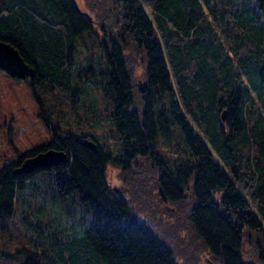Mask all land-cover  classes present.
Wrapping results in <instances>:
<instances>
[{
	"label": "trees",
	"instance_id": "trees-1",
	"mask_svg": "<svg viewBox=\"0 0 264 264\" xmlns=\"http://www.w3.org/2000/svg\"><path fill=\"white\" fill-rule=\"evenodd\" d=\"M92 1L89 21L74 0H0V41L34 69L51 135L0 163V264H178L184 243L215 264H264V0ZM90 84L115 152L70 125L90 110ZM49 149L68 163L14 174ZM112 165L135 191L151 187V217L109 188ZM74 197L84 213L64 210Z\"/></svg>",
	"mask_w": 264,
	"mask_h": 264
},
{
	"label": "rangeland",
	"instance_id": "rangeland-1",
	"mask_svg": "<svg viewBox=\"0 0 264 264\" xmlns=\"http://www.w3.org/2000/svg\"><path fill=\"white\" fill-rule=\"evenodd\" d=\"M74 2L81 12L85 13V15H87L88 17L90 16L92 18L91 12L88 8V6L94 5L91 4L93 3L92 0H74ZM110 2L111 7L118 11V4L114 2V0H110ZM99 13L100 12L96 14ZM90 17L89 21H91ZM97 33L98 32H96V34ZM95 38L96 37L93 36L91 39ZM86 54L87 52L81 47L79 53L77 54V63H83ZM95 56L97 58L99 54H95ZM94 60V72L96 74V78L101 79L98 75V72L101 68H103V66H100V63L98 65L96 63V59ZM139 62L140 61H137L138 64ZM141 73V68L139 66L136 67L135 75L139 76ZM88 77L91 76L87 74L84 75L82 79H86ZM88 87L89 91L91 92H89V95L86 94V97L90 104L87 105L90 106V110L86 109V111L89 110L88 114L86 113V115H83L82 109H78V118L79 120L81 119L78 124L75 115H70L68 113L67 115L71 116V120H69L70 125L72 118H74L75 122L73 121L74 124L72 126V129L77 134L89 132L91 135L97 136L99 143L103 148L107 147L111 151L115 152L116 147H118V143L114 142L115 129L112 126V119L108 114L107 100L104 97V91L101 89L100 85L94 88L90 84V86ZM48 96L51 97V94L42 95V98L47 101ZM39 112L40 107L34 100L31 89L28 84L23 81H17L16 79H12L7 74L0 71V163L5 162V157L15 158L14 150L19 151L21 153L33 146L46 143L50 140L51 135L48 132L43 120L39 116H37ZM52 117L55 119V121H61L62 116L61 114H58L57 116L55 114H52ZM84 120H88L87 123ZM65 129L67 128L64 127V130ZM8 131H10L11 134L8 133ZM11 137L12 142L10 143L8 142V138L10 140ZM171 158L172 157H168V159L170 160ZM143 161L146 162L145 160ZM142 163L143 162L141 161V164ZM151 171H153L155 175L159 173L155 169ZM106 178L108 181V186L111 190L117 189V191L123 194L126 198H130V201H134L132 202V204H135L136 202L140 211L144 212L150 217L152 216L153 212L156 210L157 204L154 203L155 200L154 198H152V194H150L152 192L151 187H146L145 189L143 188L142 193L135 191L134 187L132 186L133 183H131V177H128L126 173H124L123 171L121 172V169L114 167V165L109 166V168L107 169ZM124 178L126 179L124 180ZM139 191H141V189ZM221 193L222 192H218L214 195L213 198L215 200H218ZM67 202L68 205L64 206V210L70 211L73 214H75L76 212H79L80 214L84 213L85 209L82 205H80V202L76 199V197L68 199ZM64 204L65 202L63 203L61 202V200H58L53 205L61 207ZM84 215L87 216L88 214L85 212ZM159 218L161 219V214ZM163 220L167 221L165 217H163ZM24 232L25 231L23 230V233ZM250 235H253V231L245 229L243 234L244 243L247 236ZM17 239L19 240L20 237H18ZM184 240L185 239H183L182 242H184ZM180 249L182 250L184 255L182 257L180 255V257L177 256L178 264H210V262L206 263L205 261L208 257L206 258L202 256L203 254L206 255L205 253L200 254L201 256L195 255L194 252H191V249L188 247L187 243H184L183 246L181 245ZM245 249L248 250L252 248L249 244H245ZM244 259L245 261L249 260L252 264H260L254 256L247 257L246 255Z\"/></svg>",
	"mask_w": 264,
	"mask_h": 264
},
{
	"label": "water",
	"instance_id": "water-1",
	"mask_svg": "<svg viewBox=\"0 0 264 264\" xmlns=\"http://www.w3.org/2000/svg\"><path fill=\"white\" fill-rule=\"evenodd\" d=\"M0 70L19 80L35 77L34 69L24 62L14 47L4 42H0ZM224 117L225 114L222 115V118ZM68 161L69 158L66 153L51 149L25 159L14 170V174L28 175L35 171H48L66 165ZM210 264L212 263L210 262Z\"/></svg>",
	"mask_w": 264,
	"mask_h": 264
},
{
	"label": "bare ground",
	"instance_id": "bare-ground-1",
	"mask_svg": "<svg viewBox=\"0 0 264 264\" xmlns=\"http://www.w3.org/2000/svg\"><path fill=\"white\" fill-rule=\"evenodd\" d=\"M16 175V174H15ZM17 176H22V175H17Z\"/></svg>",
	"mask_w": 264,
	"mask_h": 264
}]
</instances>
